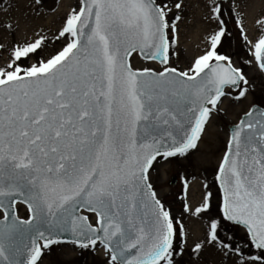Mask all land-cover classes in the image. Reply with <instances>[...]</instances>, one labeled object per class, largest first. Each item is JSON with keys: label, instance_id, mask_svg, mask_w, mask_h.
<instances>
[{"label": "snow or ice", "instance_id": "obj_1", "mask_svg": "<svg viewBox=\"0 0 264 264\" xmlns=\"http://www.w3.org/2000/svg\"><path fill=\"white\" fill-rule=\"evenodd\" d=\"M171 12L165 0H80L56 37L68 42L54 55L23 64L39 55L46 36L9 41L7 49L0 43L10 52L0 66V264H37L39 241L43 248L61 242L53 232H71L67 242L81 248L102 244L109 264H173L182 254L175 241H183L184 227L157 198L149 169L158 157L196 149L211 113L230 95L225 89L235 87L239 100L248 81L218 54L225 35L219 3L211 7L221 26L210 47L188 70L168 67L181 19L169 21ZM5 27L11 34V24ZM251 50L264 71V34ZM137 51L165 67L134 69L129 58ZM216 179L224 218L242 225L261 251L245 257L220 240L212 221L193 252L207 244L242 264H264V109H250L234 127ZM18 202L27 205L28 220L14 214ZM208 207L206 196L193 214Z\"/></svg>", "mask_w": 264, "mask_h": 264}, {"label": "rangeland", "instance_id": "obj_2", "mask_svg": "<svg viewBox=\"0 0 264 264\" xmlns=\"http://www.w3.org/2000/svg\"><path fill=\"white\" fill-rule=\"evenodd\" d=\"M62 0H41V7L38 9L36 17L37 24L27 32L20 33L23 37L18 38L16 29L10 34L6 27H0V43L5 49L10 48L9 41L23 42L32 41L36 36H46L47 44L38 56L25 59L24 65H31L39 59H46L54 55L66 45L68 40L64 38L56 39L59 30L63 27L65 18L70 11L68 8H59ZM73 10H78L80 0H73ZM159 2V0H157ZM181 3L182 9H176L175 3ZM172 6V12L168 19L172 21L177 15L181 17L176 21L177 32L175 34V44L170 48V59L168 67H175L180 71L188 70L194 59L202 55L210 47V36L221 26L219 21L211 18V7L214 3H219L222 8L221 20L225 35L221 44L218 45V54L230 58L232 66L241 69L247 79V88L251 87L255 92L251 95L246 92V102L243 104L235 100L238 94L237 89L226 88L230 95L222 98V102L217 105L205 126L198 146L203 145L205 149L215 148L216 153L212 158V187L213 194L208 197L209 207L200 214H193L191 205L193 196L188 195V181L184 175V163H190L195 157L196 150H190L187 154L164 159L158 157L157 161L149 169V180L157 198L161 200L165 208L170 212V216L179 220L184 227L183 241L177 235L175 244L177 250L183 243V252L173 257V264H242L241 260L234 254L227 256L219 247L205 244L199 253L193 252V247L197 242L206 239L209 225L212 221L218 224V234L220 240L225 241L243 249L244 256L260 254L261 250L255 249L249 241L247 231L244 227L226 220L222 212V195L216 179L218 167L226 150L230 137L228 125L235 124L240 120L242 114L246 113L253 104L264 108V71H261L254 56L252 55L251 44L256 41L261 34H264V25L257 21L264 19V0H165ZM50 6L49 9H46ZM8 5L6 0H0V8L6 10ZM44 10V11H43ZM72 10V11H73ZM61 11V12H60ZM71 11V12H72ZM60 14L56 18L52 13ZM240 24H237V21ZM38 22L42 25V34L38 33ZM241 27L244 32L241 33ZM246 35V41L243 36ZM251 42V43H249ZM10 52L0 49V66L8 63ZM134 69L150 68L154 71H162L165 65L142 58L138 53H134L129 58ZM243 97V98H244ZM205 139V140H204ZM172 181V182H171ZM204 204V202H202ZM187 206L188 211L185 210ZM18 217L28 219L29 211L27 206L18 202L15 206ZM92 225L97 224V217L94 213L82 211ZM217 214L215 216L214 214ZM3 212L0 210V218ZM197 221V226L195 222ZM204 224L199 228V223ZM41 244V257L37 264H109V256L102 244H97L95 248H81L70 242L63 241L43 248Z\"/></svg>", "mask_w": 264, "mask_h": 264}, {"label": "bare ground", "instance_id": "obj_3", "mask_svg": "<svg viewBox=\"0 0 264 264\" xmlns=\"http://www.w3.org/2000/svg\"><path fill=\"white\" fill-rule=\"evenodd\" d=\"M6 10H2L0 8V27H5L6 24H11L14 29H16V33L19 39L23 37L20 33L27 32L29 29L35 27L37 24V11L41 7V5H36L34 0H6ZM74 1L73 0H62L59 8L62 7L68 8L67 11L73 10ZM48 6L46 9H49ZM43 10V11H44ZM61 12V11H60ZM69 12V13H70ZM56 18L60 17V14L54 12L52 13ZM42 30V25L38 22V33ZM42 34V32H41ZM153 61V60H150ZM156 62V61H154ZM252 92H255L251 87H249L247 95ZM246 98L248 96L241 98L240 103L243 104L246 102ZM205 140V139H204ZM196 150V155L190 163H184L183 170L184 175L190 183H188V195L193 196V204L191 205V211L195 210L197 207H201L203 205L202 202H205V197H210L213 194L212 187V167L211 163L212 158L215 156L216 149H205L203 145L198 146ZM207 210V209H206ZM194 213V211H193ZM215 216L218 215L215 213ZM204 224V222L199 223V228ZM197 226V221L195 222Z\"/></svg>", "mask_w": 264, "mask_h": 264}, {"label": "water", "instance_id": "obj_4", "mask_svg": "<svg viewBox=\"0 0 264 264\" xmlns=\"http://www.w3.org/2000/svg\"><path fill=\"white\" fill-rule=\"evenodd\" d=\"M138 53H139V51H138ZM139 55H141L140 53H139ZM143 58H145L143 55H141ZM146 59V58H145ZM158 61V60H157ZM232 89H236L235 87H233ZM253 106H255V109H264V108H262V107H260L259 105H256V104H253L252 106H251V108L250 109H253V110H255L254 108H253ZM244 117V114L241 116V118H243ZM241 118H240V120H241ZM239 120V121H240ZM239 123V122H238ZM238 123H236V124H230V125H228V129H229V132H230V135H231V132H232V130L234 129V127L238 124ZM218 175V174H217ZM172 182V181H171ZM218 184H219V187H220V182H219V180H218ZM220 190H221V188H220ZM221 194H222V203H223V192H222V190H221ZM18 200H19V198H18ZM81 209H84V210H87V209H85V208H81ZM80 209V210H81ZM14 214H15V211H14ZM16 215V214H15ZM79 215H83V216H85L84 214H82V213H80L79 212ZM3 218H0V220H2ZM21 220H24V219H21ZM230 222H232V221H230ZM87 223H89L88 221H87ZM233 223H235V222H233ZM90 224V223H89ZM94 226V225H93ZM96 226H98V225H96ZM43 230V229H42ZM45 236L47 237V236H49V233L47 232V231H45ZM51 237L52 238H54V239H58V240H60V241H71L72 239H74V237H73V235H72V233L71 232H53L52 234H51ZM43 242V241H42ZM21 259H25V257H21Z\"/></svg>", "mask_w": 264, "mask_h": 264}]
</instances>
